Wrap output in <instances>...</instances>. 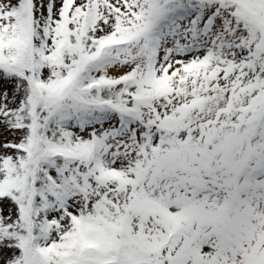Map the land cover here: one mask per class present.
Returning <instances> with one entry per match:
<instances>
[{"label":"snow or ice","instance_id":"6c2138e0","mask_svg":"<svg viewBox=\"0 0 264 264\" xmlns=\"http://www.w3.org/2000/svg\"><path fill=\"white\" fill-rule=\"evenodd\" d=\"M0 264H264V0H0Z\"/></svg>","mask_w":264,"mask_h":264}]
</instances>
